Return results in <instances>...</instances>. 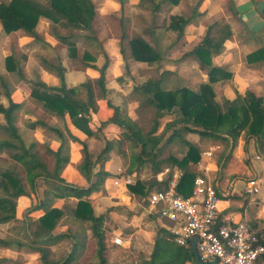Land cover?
Listing matches in <instances>:
<instances>
[{"label":"trees","instance_id":"obj_1","mask_svg":"<svg viewBox=\"0 0 264 264\" xmlns=\"http://www.w3.org/2000/svg\"><path fill=\"white\" fill-rule=\"evenodd\" d=\"M119 1L123 3V0ZM146 1L140 0L138 6L149 8L148 10L153 14L152 20L149 21V31L152 32L156 26H161L166 30H176L177 39L181 38L184 34V26L188 24L190 18L169 14L163 18L160 24L155 23L156 14L158 10L163 8L164 4L168 6L165 9L168 13L170 6L177 4L179 0H148L151 6H148ZM108 15L113 16L120 27L121 33L118 39L123 58H131L147 64L161 62L163 58L161 49L152 46L138 35L129 36L125 31L123 18L113 14ZM40 16H45L52 21L53 34L57 40L66 44L70 58L76 57L78 52L73 38L76 35H81L76 32L70 33L73 29L85 30L87 33L81 35L83 39L96 42L104 59L102 64L98 66L96 63L87 62V60L94 61V56L87 51L82 54L81 59L84 61V66H89L98 71V77L95 78L94 83L100 98H106V69L110 58L101 46L104 39L99 40L96 35L94 26L96 10L92 0H0V24L6 33L23 29L29 36L39 40L40 37L35 31V27ZM56 24L70 28L68 33L61 34ZM230 35L231 30L227 23L215 21L206 27L203 37L188 53L195 58L199 68L205 70L207 74V81L200 83L197 89L186 86L166 89L162 87L161 80L152 78L134 87L133 90L139 91L142 95L141 103L153 108L151 126L146 130L123 114L119 107L113 105L109 100H107V104L113 110L111 116L102 120L99 127L93 130L90 127V121L91 114L97 109V97L94 93L92 80L87 79L80 85L67 87L64 80L65 68L60 61L53 62L43 59L42 62H44L46 69L58 77L59 83L48 85L36 77V80L32 82L30 96L41 103L45 111L59 118L61 124H49L45 120L37 118L34 121H27V126L29 129L41 126L59 139V145L56 149L45 148L54 158L51 170L39 157L37 142L30 141L27 145L25 138L15 125V112L19 103L12 100L11 90L8 88L5 78L0 75V94L3 92L7 99L6 106L0 103V114L3 117V121L0 122V131L8 134L7 138L0 139V150L8 151L10 157L23 165L31 191V193L25 191L18 173L14 170L6 168L0 171V190L3 192V195H0V208L9 210L0 211V222L11 219L18 220L21 222L22 231L28 237L27 243L16 238L0 237V244L4 246L13 244L17 247L26 245L31 250L40 253L42 264L72 263L75 259L76 246L80 244L77 234L69 228L54 233V229L62 219L64 212L60 207L52 204L57 198L74 197L78 201L73 209V215L77 221L87 223V228L91 231L94 239V253L97 258L96 264H107L110 256L120 259L129 253L128 247L111 241L110 231L104 222L105 215H96L92 201L83 199L91 192L98 190L108 176V172L102 166L99 165L96 171L95 167L103 162V158L112 148L111 141L106 137L103 138V132L109 125H115L121 130L122 136L117 140V145L120 146L126 142L131 151L128 172L138 174L140 169L149 167L156 173L161 166L170 164L180 170L176 189L183 195L190 194L194 178L197 174H201L196 169V164L200 159V146L191 139L185 138V134L197 133L201 138L225 143L224 157L226 158L230 155L236 139L242 132L248 138L254 137L260 140L264 134V102L261 97L246 90L243 95L238 94L232 100L224 99L219 102L215 99L212 83L216 80L229 78L231 74L224 71L222 66L213 65L211 57L213 53L222 48ZM127 48L130 51L129 54L126 53ZM263 53V49H257L248 60H263ZM260 54L263 55L260 56ZM5 68L7 71L15 72L20 79L24 78L20 59L12 52L5 57ZM118 80L121 81L122 77H118ZM79 86L85 90V100L77 96ZM167 113L173 117L159 131L160 118ZM66 115L76 128L87 135L103 138V147L96 153H91L86 143L74 136L67 128ZM175 138H179L186 146L183 155L180 158H176L171 153L162 156L166 146ZM69 141H78L82 145L83 154L76 164V168L87 181V186L71 183L61 176L64 164L69 161L67 155ZM170 178L171 174L162 181H158L155 177L149 181L136 179L133 184H128L127 188L132 194L144 199L147 197L150 188L166 186ZM40 180L46 184L42 196L39 195L41 185L38 182ZM31 194L34 201L32 200L30 205L23 210L21 218L16 217L14 198L30 197ZM38 209L43 210V213L35 218L31 213ZM251 226L257 227L256 223H252ZM162 231L167 232L166 229H162ZM257 234L260 242L264 244V221L263 226L257 230ZM63 239L70 241L68 250L60 259L50 260V245L61 242ZM175 244L177 247H173L172 241L168 238H157L149 259L143 261L142 264H186L187 261L194 264L190 247ZM7 260V258L0 257V264ZM13 264L23 263L15 261Z\"/></svg>","mask_w":264,"mask_h":264},{"label":"crops","instance_id":"obj_2","mask_svg":"<svg viewBox=\"0 0 264 264\" xmlns=\"http://www.w3.org/2000/svg\"><path fill=\"white\" fill-rule=\"evenodd\" d=\"M139 1L140 0H123V3H120L119 0H92L96 10L95 22L97 21V24L100 25L99 32L103 34V36H97V38L99 40L104 39L105 42H103L101 46L103 47V49H105L110 58L109 67L107 66L108 68L106 69V98H103L102 101L98 100L97 110L95 113L91 114L90 127L93 130H96V128L99 127L100 122L107 119L112 114L113 110L108 106L107 100H109L113 105L118 106L121 112L123 106H125V104H122V100H126L127 112L126 114L123 112L122 113L133 119L131 116V110H133V108L137 106V103H135V100L130 99H134L135 96L142 97L139 91L133 89L136 85L143 83L147 79L152 78L161 80L162 87L166 89L177 86H186L191 89H197L200 83L206 82V71L200 69L195 58L188 53L197 44L196 39L201 34H203L205 25L211 24L215 22V20H219L220 18L228 19L229 17L230 20H228V23L231 26L232 35L231 38H228L224 42V45L218 50V52L212 54L211 61L213 65H218L220 67L222 66L224 71L231 74V77L216 80L212 83V87L215 93V99L219 102L223 101L224 99L232 100L236 98L238 94L243 95L246 90H249L256 96L261 97L264 102V59L253 61L248 60V58H250V55L257 49L264 50V0H179L177 4L170 6L169 14H178L185 16L186 18H190L191 16L195 17L193 18V20L190 18V21L184 27L183 36L179 39H177V33L175 31L166 30L161 26H156L153 31L150 32L148 24L143 19H141L140 16H150V19H152L153 14L151 11L146 10L145 7L138 6ZM166 7L168 8L167 4H164L163 8L158 10L156 18L165 17V15L167 14V12L165 11ZM108 13L113 14L117 17L121 16L123 18V22L126 25L128 24V27L130 29L132 28L134 30V34L142 37L152 46L161 49L163 58L160 63L149 65L147 63H140L134 60L135 62L132 64L129 61V65H131V67L155 66V76H138L134 74V71H131V77L127 78L122 73L124 59L122 58V55L120 53L119 39L115 38V36H111L110 38L105 37L108 34L109 27L107 23H104V21L108 20L109 18L114 19L113 16H109ZM52 24L53 23L49 18L45 16L39 17L35 27V31L40 37L39 40H35L31 36H29L23 29H19L12 33H9V36L14 34L15 37L16 34L19 37L17 41L19 47L16 49L14 47L12 48V50L11 48H7L4 46V36H6L5 34L7 33L3 31V28L0 24V32L4 34V36L0 35V50L2 51L3 57L11 53H8V50H16V52L24 51L27 52L28 57H30L31 54H29V52L33 53L35 49L39 48L41 52L40 56H42L40 58V62L34 61L30 57V59H32L30 62H34L33 67L36 72L35 76L48 85H57L59 81L57 76L47 70L44 62H42L43 59L51 60L48 58V55H46V53H43L44 48L52 47L57 44L55 36L50 34V26ZM56 25L59 29L63 27L58 24ZM63 28L66 29L67 27ZM111 32H113V30ZM119 32L121 33L120 27ZM84 43L87 44V47L93 51L99 49L96 42L93 43L89 40H84ZM58 54H60V60L57 58V55H54L53 57H55V60L60 61L61 65L65 68L64 80L67 86L79 82L82 83L87 78L94 79L98 77V71L89 66L82 65V67L79 66L77 68H70L68 63H71V60L60 52ZM263 54H260V56H262ZM95 56L97 55L95 54ZM20 65L22 64L20 63ZM0 69V75L5 78V73L7 72L4 67V62L2 61L0 63ZM23 75L24 79H27V81H29L28 77L25 75V71ZM118 77H122V80L119 81ZM129 79H134L132 87H130L131 84L128 81ZM5 81L7 82L6 78ZM126 81H128V83ZM31 88L32 87L29 88L28 94H30ZM2 96L5 98V100H7L3 92L0 94V97ZM14 96L15 95L12 92V100L18 103V99H15ZM130 96L131 98L129 99ZM0 103L6 106L3 99L0 100ZM65 118L69 131L78 139L84 141L86 145L87 142L90 143L92 142V140H103L104 136L101 139L95 135H87L83 131L76 128L70 122L68 116H65ZM163 127L164 124L163 126H161V128L159 127V131H161ZM36 128V132H40L44 129L41 126H36ZM108 128L109 130L107 132ZM103 133H106V138L108 140L116 141L119 138V135H121V130L115 125H109ZM107 134L109 136H107ZM188 134H190L191 136H197L194 137L192 141L197 143L199 146L201 145V142H204L202 141L200 135H198L197 133ZM198 136L201 138L199 139L200 141L198 140ZM185 138L189 139V137L187 136H185ZM175 142H178L180 145L185 146L179 138H175L166 147L168 148L169 146H173ZM58 145L59 142H55L53 147L51 146V148L56 149ZM69 145L73 150H77L79 147L82 148L81 143H79L78 141H70ZM203 145L204 143L202 144V147ZM170 148L171 147H169V149ZM203 150L204 154L202 157V161L198 165H196V169L199 170L200 173L202 172L203 175L206 176V178L212 181L216 191L220 195V198H225L220 199V202L218 204V216L222 219L232 218L236 221L247 220L250 224L256 223L257 227H253L256 231L260 229L263 226L264 221V189L261 187L262 185H264V134L261 136L260 140H258L254 137L248 138L245 136V133L242 132L236 139L231 153L227 158L224 157L226 145L221 141H215L214 143L209 144ZM206 151H210L211 156H207L205 154ZM170 153H172L173 155L171 149ZM78 162L74 161V165L70 162V164L65 167L61 176L71 183H75L81 186H87V181L76 168V164ZM167 167L170 168V172L167 174H161L159 178L157 177L158 181H162L163 179L167 178L169 174H171L172 176L174 172H178V168L174 166ZM98 168L99 164L95 167V171L98 170ZM165 168L166 167H162L156 173L153 172L152 178H156V174L160 173V171ZM104 170L107 171L108 176L111 177V180L107 178L108 176L106 177L108 182L112 181V183L114 184V181L118 180V184H114L113 186H120L125 184L121 180V178L124 177L123 175L112 176L113 173H111L107 169ZM251 176L255 177L258 182V191L255 195H250L244 192V187L246 184L245 181H247V179H249ZM134 182L135 179L133 177V181L130 182V184H133ZM102 186L104 188H107V190H109L108 188L111 189L106 194H103L101 191ZM156 188L157 187H153L152 189ZM119 189L120 188H112L108 186L107 183L105 184L104 179V182L100 185L99 189L91 192L87 196V198H89L94 204V213L96 215H105L104 222L106 224V216L108 214L107 211L110 209H115L117 207V204H122L118 200H114L112 198H117L119 196L124 197L127 200L128 209H126V211H129V214L133 213L136 204H141V202L134 196L133 200H131V197L129 195H126L125 192H123L124 194H122ZM26 197L27 196H20L19 201H21V199L23 198L26 200ZM52 205L60 207L58 203H53ZM103 207H105L104 211L101 210V208ZM24 209L21 210V215ZM39 210L40 209L33 211L32 215H36L35 213ZM155 211L156 210L154 209L153 212ZM42 213L43 210H41L40 214H37L36 216L38 217ZM155 217L160 219L158 212H156ZM80 223H82V228L77 237L78 242L83 245L84 239H88V237H92V235L91 231L87 228V224L85 222ZM66 229L68 228H62L58 231L55 227L54 233H59L61 231H65ZM83 230H86L87 232L85 233ZM110 234V239L114 235H116L111 233V231ZM120 238L123 241L122 246H127L126 242L128 239H123L122 237ZM186 264H190V262L187 261Z\"/></svg>","mask_w":264,"mask_h":264},{"label":"rangeland","instance_id":"obj_3","mask_svg":"<svg viewBox=\"0 0 264 264\" xmlns=\"http://www.w3.org/2000/svg\"><path fill=\"white\" fill-rule=\"evenodd\" d=\"M146 4L148 6H151V4H150V2H148V0L146 1ZM138 5H139V3H138ZM148 9L149 8H146V10H148ZM108 14H110V13H108ZM168 15H169V12L165 16H168ZM175 15H178V14H175ZM183 17H185V16H183ZM140 18L143 19L148 24V26L150 25L149 24L150 16H146V17L140 16ZM190 18L193 20V18H195V17L191 16ZM162 20H163L162 17L156 18L155 23L159 24V23H161ZM228 20H230L229 17H228V19L227 18H220L219 20H215V21H219L220 23H227L229 26V29L231 30V35H232V29H231L230 24L228 23ZM104 23H107V25L109 27L108 34L105 37L110 38L111 36H115V38H118L120 32H119L117 20L109 18L108 20H105ZM208 25H205V29H204L203 34H201L196 39L197 43L203 37V35L206 31V27ZM94 26L96 29V35L98 37L103 36V34L99 32L100 25L97 24V21L95 22ZM50 27H51L50 28V34H52L54 36L53 31H52L53 30L52 25ZM63 27L60 28L61 30L59 29L60 30L59 32L61 34H67L68 33L67 31H69L70 28L65 29ZM54 28H55V26H54ZM111 29L113 30V32H111L112 31ZM125 31L128 33L129 36L134 34L133 33L134 30L132 28L130 29L128 27V24L127 25L125 24ZM173 31H175L177 33L176 30H173ZM73 32L80 33L81 35H83V33H87L85 30H79V29H73L70 33H73ZM183 32H184V29H183ZM0 35L4 36V34H2L1 32H0ZM5 35H6V36H4V40H5L4 46L5 47L11 48V50L14 47H15V49L19 47L18 42H17L19 37L16 34H15V37H14V34L9 36L10 34L7 33ZM81 35H76L73 38V40L75 41L77 48H78L77 55L74 58H70L68 56V49H67L66 44L57 40L56 37L55 38L57 40V44L55 46H52V47H45L44 52L43 51L42 52L46 53V55H48V58L51 59V61H53V62L56 61L55 57H53L54 55H57V58L59 60L61 59L60 54H58L60 52L61 54H64V56H66L68 59L71 60V63H68L70 68H77L79 66L82 67L84 61L81 59L82 58L81 56L85 51H87L89 54L94 56V61L93 60H87V61L94 62V63L97 62L96 64L98 66L101 65L103 60H104L102 55H101V50L97 49L96 51H93V50L89 49L87 47L88 45L84 43V39ZM134 35H136V34H134ZM231 35L229 36V38H231ZM103 42H105V41L103 40L101 43H103ZM90 51H93V52H90ZM9 52H12L17 58L20 59V63L22 64L21 65L22 74H24V71H25V75L29 79V81H27V79H24V78L20 79L19 76L15 72L7 71V69L5 68L6 72H7V73H5L6 74L5 78L7 79L8 88L11 90V93L12 92L14 93L15 99H18V103H19V107L16 109V112H15L14 123L18 127L19 131L22 133L23 137L25 138V142L27 145L30 141L37 142V149H38L39 157L46 163L48 169L51 170L53 167L54 158H53V155L51 153H49L45 148L46 147L51 148V146L53 147L55 142H59V139L57 138L56 135H54L52 133L49 134L44 129L40 132H36L35 129H37V128L29 129V127L27 126V121H30V120L32 121V120L37 119V118H41L49 124H57V125L61 124L59 118L50 114L48 111H45V109L42 107L41 103H38L37 101L32 99L30 94H28L29 88L33 86L32 82L34 80H36V76H35L36 72H35L34 67H33L34 62L32 63L30 61L33 59L34 61L40 62V58L42 57V56H40L41 55L40 49L39 48L35 49L33 51V53L29 52V54H31L30 57L32 59H30V57H28V53L24 52V51L16 52V50L15 51H9L8 50V53ZM0 53H1L0 54V63H1V61L4 62V67H5V57L7 55L5 57H3L1 50H0ZM93 53H95L97 56H95V54H93ZM126 53L127 54L130 53L128 48L126 50ZM3 58H4V61H3ZM123 59H124V65L122 67V73L127 78L131 77V74H130L131 71H134V74L138 75V76L139 75H149L151 77L155 76V73H156L155 66H151V67L150 66H143V67L134 66V67H131V65H129V61L132 64L135 61L132 60L131 58H123ZM137 62H139V61H137ZM29 63H31V64H29ZM140 63H144V62H140ZM109 64L110 63H108V67H109ZM129 67H130V69H129ZM27 71H28V73H27ZM149 76H146V77H149ZM87 79H89V78H87ZM91 80H92V86L94 89L95 96L97 97V99H96V104H97L98 100L102 101L103 98H100V96H99L97 86L94 83L95 78L91 79ZM128 81L131 84L130 87H132V85L134 83V79L133 80L129 79ZM128 81H126V82L128 83ZM58 83H59V81H58ZM80 84H81V82L75 83V84H70L69 86H67V84H66V86L71 87V86L80 85ZM106 84H107V81L105 82V85ZM77 96L80 97L81 99H84V100L86 99V93H85V90L83 89L82 86H79V89L77 91ZM130 98H131V96L129 97V99ZM1 99H3L5 104L7 105V100H5V98L3 96L0 97V100ZM129 99H127V100H129ZM130 100H135V103H137V106L135 108H133V110H131V116L133 118L132 120H134L144 130L150 128L151 119L153 118V115H152L153 108L147 104L141 103L142 97H140V96H135L134 99H130ZM122 101H123L122 104H125V106H123V108H122V112L126 114V112H127L126 102L127 101L126 100H122ZM95 112H93V113H95ZM66 117H67V115H66ZM172 117H173V115H171L169 113H167L166 115L161 117L160 118V128H161V126H163V124L165 125V123L169 119H171ZM2 121H3V117L0 114V122H2ZM109 128H112V127H109ZM109 128L107 129V132H108ZM42 134H43V136H42ZM103 134H104V137H106V133H103ZM193 134H195V133H193ZM107 136H109V135L107 134ZM121 136L122 135H119V138L117 140H119L121 138ZM185 136L189 137V139H191V140H193L194 137H197L196 135L191 136L190 134H185ZM7 137H8L7 133L0 131V139L1 138H7ZM199 139H201V138L199 137L198 140ZM117 140L116 141L110 140L112 143V148L106 154L105 158H103V162L99 163V165L102 166L104 169H107L108 171L113 173L112 176H116V175L122 176L123 175L124 177H122V178L119 177V178H121L122 182H124L125 184L120 185V186L119 185L113 186L114 184H118V180H115L114 184L112 183V181L108 182L107 178L109 180H111L110 176L105 178V184L107 183L108 186H110L112 188L113 187L120 188L119 190L122 192V194H124L123 192H125L126 195H129L131 197V200H133V196H134L136 199H138L141 202V204H136V206L134 207L135 210H133V213L129 214V211H126V209H128L127 208L128 204H127V200L124 197L119 196L117 198H112L114 200H118L122 204H117V207L115 209H110L107 211L108 212V214L106 216L107 217V219H106L107 224L106 223L105 224H106L107 229L109 231H111V233L116 234V236L118 235V237H122L123 239H128L126 242L127 246H125V247L129 248V253L120 259H115L112 256H110V259L108 260L107 264H142L143 261H145L146 259H149L150 254H151L152 249H153V246H154V242L157 238L164 237L166 239L168 238L170 241H172V240L170 238L171 236L168 233V231L167 232L162 231V229H166L165 228V225L167 224L166 220L165 219H158V218L154 217V212H153L154 209L151 205H149V203L147 201V197L142 199V198L132 194L127 188V185L133 181V177H134L135 181H136V179L146 180V181L152 180V176H153L154 171H152V169L149 167H144V168L140 169L138 174L136 172H128L127 168H128L129 163H130V156L129 155H130L131 151H130L126 142L119 146V145H117ZM202 141H204V142H201V145H200L201 146V148H200L201 149L200 159L196 165H198L202 161V157L204 154L203 149L206 148L209 144L214 143L210 139H206V138H202ZM68 143L70 144V141ZM203 143H204V145L202 147ZM69 144H68V149H67V155H68L69 161L64 164L62 172L64 171L65 167L68 164H70V162L73 163L74 161L75 162L80 161L82 154H83L82 148L79 147L77 150L76 149L73 150ZM87 147L90 150V152L94 154L99 149H101L103 147V140L97 139V140H92V142H90V143L87 142ZM169 147H171L170 149L176 158H180L183 155L182 152H184L186 149L185 146L180 145L178 142H175L173 144V146H169ZM169 147L168 148L166 147L162 156H166L168 153H170ZM73 165H74V163H73ZM167 166L173 167L170 164H167V165L161 166V168L167 167ZM6 168L12 169L15 172H17L25 191L27 193H31L28 182L26 180V171H25L23 165L20 162H17L12 157H10L8 151L0 150V171L4 170ZM62 172H61V174H62ZM178 172L180 173L179 169H178ZM201 174H203V173L201 172ZM149 175H151V176H149ZM127 177L130 178V180H131L129 183H127L125 181V179H127ZM38 183L41 185V187L39 189V193H40L39 195L42 196L43 195V188L46 187V184H44L41 180ZM76 183H77V181H76ZM261 187L264 189V185H262ZM108 189L109 190H107V188H104L102 186L101 191L103 194H106L108 191H110L111 188H108ZM151 189L152 188H150V190ZM0 195H3L2 190H0ZM26 198H27L26 200L23 198V199H21V201H19V197L16 199L14 198V200L16 202L15 216L18 218L22 217L21 210L24 209L25 207H28L29 204L31 203V200L34 201V197L32 196V194L30 195V197L27 196ZM83 199H89V198H87V196H85V197H83ZM220 199H225V198H220ZM77 201H78V199H76L74 197L54 199V204L58 203V205L62 208V210L64 212L62 219L60 220L59 224L56 226V229L58 231L62 228H69L72 232L77 234V236L79 235V232L82 228V225H81L82 223H80V221H77L73 215V209H74ZM93 206H94V204H93ZM5 209L8 210L7 208H0V211H6ZM101 210L104 211L105 207L101 208ZM40 211H41V209L39 211H37L35 214L36 215L40 214ZM31 215H32V213H31ZM36 215H32V216L36 218L37 217ZM83 229H84V227H83ZM83 231L85 233L87 232L86 230H83ZM0 237H2V238L4 237L7 239L16 238V239H19L20 241H22L24 243L28 242V237L26 236L25 232L22 231L21 222H19L18 220L17 221L13 220V219L6 221V222H0ZM69 246H70V241L67 239H63L61 242L50 245V248H49L50 249V253H49L50 260L55 261V260L60 259L65 254V252L68 250ZM172 246L177 247V245L173 241H172ZM39 255H40V253L38 251L31 250L26 245L17 247V245H13V244L10 246H4V245L0 244V257L8 259L3 264H13L15 261H18V262L21 261L23 264H42L40 262V256ZM96 261H97V258H96L95 253H94V239H92V237H88V239H84L83 245L77 244L75 259L70 264H96Z\"/></svg>","mask_w":264,"mask_h":264},{"label":"built area","instance_id":"obj_4","mask_svg":"<svg viewBox=\"0 0 264 264\" xmlns=\"http://www.w3.org/2000/svg\"><path fill=\"white\" fill-rule=\"evenodd\" d=\"M211 156L210 151H206ZM166 167L161 174H167ZM179 172H174L166 186L152 189L147 201L166 220L165 228L171 239L184 247L196 240V250L202 264H264V244L257 231L247 220H234L218 216L220 195L212 181L203 174H197L189 195L176 189ZM127 183L131 180L127 177ZM258 183L255 177L247 179L244 192L255 195ZM221 194V193H220ZM112 242L122 245L120 237L114 235Z\"/></svg>","mask_w":264,"mask_h":264},{"label":"water","instance_id":"obj_5","mask_svg":"<svg viewBox=\"0 0 264 264\" xmlns=\"http://www.w3.org/2000/svg\"><path fill=\"white\" fill-rule=\"evenodd\" d=\"M190 249H191V251L193 253V256H194L193 263L194 264H202L201 261H200V259H199L197 250H196V240H195V238H192L191 239Z\"/></svg>","mask_w":264,"mask_h":264}]
</instances>
